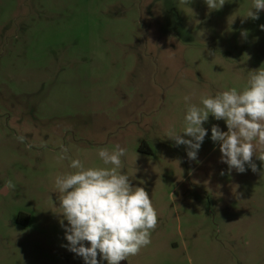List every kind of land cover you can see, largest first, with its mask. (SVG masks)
I'll return each mask as SVG.
<instances>
[{
  "label": "rangeland",
  "instance_id": "rangeland-1",
  "mask_svg": "<svg viewBox=\"0 0 264 264\" xmlns=\"http://www.w3.org/2000/svg\"><path fill=\"white\" fill-rule=\"evenodd\" d=\"M252 4L0 0V188L14 185L0 189V264H85L64 247L55 178L73 159L111 167L98 152L117 144L158 213L151 243L120 264H264V164L229 172L211 115L197 160L166 136L183 130L185 96L242 91L264 67Z\"/></svg>",
  "mask_w": 264,
  "mask_h": 264
},
{
  "label": "clouds",
  "instance_id": "clouds-1",
  "mask_svg": "<svg viewBox=\"0 0 264 264\" xmlns=\"http://www.w3.org/2000/svg\"><path fill=\"white\" fill-rule=\"evenodd\" d=\"M204 2L211 11L222 8L226 0ZM262 10L264 0H253L245 17L259 19ZM260 28L264 30V25ZM241 35L246 37L248 33L245 30ZM248 77L242 91L231 88L214 96H202L199 105L188 103L191 97L185 96L183 130L176 132L170 128L167 138L177 146L185 145L187 157L197 160L207 135L203 125L211 115L217 121H225L227 126V131H221L219 126L213 125L211 140L219 143L221 162L227 164L229 172L234 169L244 173L246 165L257 172L253 157L264 164V67L248 71ZM98 155L104 165L111 167L86 168L79 159H73L69 166L75 171L55 178L59 202L56 208L60 209L56 214L68 242L64 247L82 257L85 264L101 261L120 264L151 243L158 213L145 187L133 186L132 177L122 170L121 158L126 155V148L117 144L112 151L101 148ZM261 175L264 176V172ZM13 187L9 181L0 189L8 193Z\"/></svg>",
  "mask_w": 264,
  "mask_h": 264
},
{
  "label": "trees",
  "instance_id": "trees-1",
  "mask_svg": "<svg viewBox=\"0 0 264 264\" xmlns=\"http://www.w3.org/2000/svg\"><path fill=\"white\" fill-rule=\"evenodd\" d=\"M151 154V153H150Z\"/></svg>",
  "mask_w": 264,
  "mask_h": 264
}]
</instances>
